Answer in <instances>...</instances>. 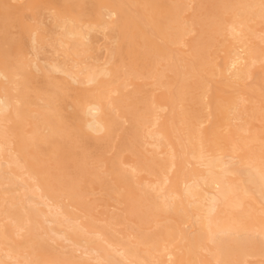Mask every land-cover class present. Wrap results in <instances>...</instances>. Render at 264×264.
<instances>
[{
	"label": "bare ground",
	"instance_id": "6f19581e",
	"mask_svg": "<svg viewBox=\"0 0 264 264\" xmlns=\"http://www.w3.org/2000/svg\"><path fill=\"white\" fill-rule=\"evenodd\" d=\"M0 264H264V0H0Z\"/></svg>",
	"mask_w": 264,
	"mask_h": 264
}]
</instances>
